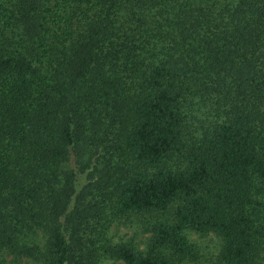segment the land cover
Here are the masks:
<instances>
[{
  "label": "trees",
  "instance_id": "trees-1",
  "mask_svg": "<svg viewBox=\"0 0 264 264\" xmlns=\"http://www.w3.org/2000/svg\"><path fill=\"white\" fill-rule=\"evenodd\" d=\"M187 232L264 264V0H0V264H186Z\"/></svg>",
  "mask_w": 264,
  "mask_h": 264
},
{
  "label": "rangeland",
  "instance_id": "rangeland-1",
  "mask_svg": "<svg viewBox=\"0 0 264 264\" xmlns=\"http://www.w3.org/2000/svg\"><path fill=\"white\" fill-rule=\"evenodd\" d=\"M149 234L139 223L112 225L108 230V237L111 242H130L135 248L142 250ZM188 242L193 247L194 259L186 264H223L219 260L220 240L214 234L209 233L205 236L187 232ZM2 264H32L21 260L14 262L11 256H7ZM103 264H122L120 262L105 261Z\"/></svg>",
  "mask_w": 264,
  "mask_h": 264
}]
</instances>
